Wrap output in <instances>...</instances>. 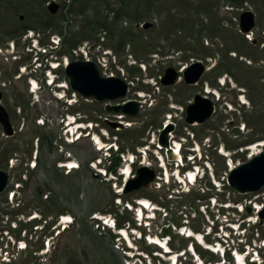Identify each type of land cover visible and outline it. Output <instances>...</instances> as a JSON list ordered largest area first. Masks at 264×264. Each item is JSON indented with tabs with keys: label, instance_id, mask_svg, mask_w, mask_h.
I'll return each instance as SVG.
<instances>
[{
	"label": "rangeland",
	"instance_id": "374dc122",
	"mask_svg": "<svg viewBox=\"0 0 264 264\" xmlns=\"http://www.w3.org/2000/svg\"><path fill=\"white\" fill-rule=\"evenodd\" d=\"M52 1L0 0V36L8 35L10 29L18 26L19 20L36 26V28L33 27L23 32L15 39L7 37L2 42L0 37V46L3 51V55H0V88L4 92L2 102L9 110L17 131L14 138L21 135V138L26 136L29 139L31 130L38 128V119L42 116L54 117L57 119L54 121L55 126L58 129L64 127V123H60L59 118L65 115L68 110L70 112L71 108L68 109V105L64 101L60 102L54 99L53 94H65V98L73 97L70 90L48 88L45 93H40L39 98H35L34 93L30 90V76H20V67L24 66L28 71L33 67L32 63L35 60L34 54L28 49L31 40L27 35L28 32H33L34 37H41L44 43H51V36L54 34L51 31L56 30L55 26L61 24L64 33L71 36L70 34H75L87 24L95 9L105 8V6L88 4V6H74L70 10L69 5L62 7L63 0H55L60 3L61 7L57 14L52 15L48 10V4ZM64 1L69 2V0ZM233 1L167 0V4L163 6H143L147 11L146 16L139 19H125L122 24L117 26V29H114L113 34L107 30H98L96 35L94 34L91 38H86L80 43V46L85 47L89 53V57L97 63L102 74H115L130 83L127 97L114 102H121L124 99H141L139 90L145 91L146 95L142 99L146 100L147 104L140 114L134 119L125 117L122 120L125 124L130 125L129 129L139 128L141 130L143 124L155 116L158 119L157 124H150L144 133H136L132 130L131 133L135 134V137L132 136V138L126 137L128 131L125 128L109 132L111 135L114 133L119 136V146L125 147L124 156L134 153L138 157L136 167L146 159L158 170L159 177L152 185L151 191H154V196L158 197L160 201L166 202L169 207L164 208L165 206L150 200L155 208H150L148 211L143 208V219H137V210H139L138 200H136L137 193L122 194L128 199L135 200L136 205L124 203L118 193L122 192L123 176L114 173L118 178L109 180L102 175L95 174L91 165L100 153L96 151L90 140L82 141L70 148L73 155L82 160L80 169L66 174L65 170L57 165L58 175L55 181L51 182L52 191L48 193L49 199L44 197L48 192L45 190L42 193L44 201L34 203L37 205L35 206L36 211L33 212L44 216L42 222L30 221L31 218L28 214L31 211L29 209L21 212H18L17 209L15 212L11 202L0 203V206H3L5 211L7 210V213L2 214L0 221V228L4 229L0 231V246L5 250L1 252L0 261L6 258L12 259V264H174V258L177 255L178 262L176 264H196L195 257L189 250L191 244L200 245L201 248L205 247L195 237L186 235L192 230L190 228L192 218L196 219L197 224L202 223L206 227V233L212 231L209 239L215 249L238 247L240 251L245 250V246L240 243L241 236L231 225L237 227L249 217L255 221L258 219V215L255 212L248 214L245 210L242 212L241 204H234V200L239 198V195L227 185L226 169L229 167L227 157L221 154V150L222 147L228 150L225 146V139L236 144L247 141L245 145L228 150L231 152L234 164H237L243 162L245 158H248V154L253 152L254 149H251V146L264 142V140L258 139L259 137H254V128L245 121L247 114L254 111L250 97L257 98L264 110V96L259 94L262 88L264 90V48L262 47L264 0ZM14 5L20 6V9L13 11ZM21 6H26V8ZM247 9L255 13L256 27L252 34L244 35L239 31V17ZM45 10L52 16L49 21L52 26L43 31L39 27V23L30 21L27 16L37 17V15L45 13ZM20 15H24V19H20ZM62 17L66 20H62ZM146 21L152 22L153 27L142 28L141 24ZM132 32L137 33L143 39L139 50L135 47L137 38ZM14 33L17 34L16 31ZM55 33L61 35L60 31L56 30ZM251 39H256L257 42L253 45ZM119 41L123 43L124 47L117 51L115 48ZM200 43L207 48L204 49L199 45ZM105 48H110L113 56L108 55L107 58H103L102 50ZM13 50L15 53H11ZM204 50H207V55ZM228 50L232 51L227 54ZM68 55L69 58H73L72 54ZM64 56L58 55L56 61L62 63ZM25 58V63L19 67L16 74H13L19 61ZM192 59H201L205 62L210 60L209 64H214L213 70L207 71L197 86L187 87L183 81L172 88H166L160 84V77L168 64L173 63L177 69H182ZM228 63L231 64L229 71L223 72L216 78L215 86L209 85V79L217 74V68L221 64L228 66ZM142 64L145 65L142 66ZM62 68L60 65L56 70L59 76L58 81L66 80L61 72ZM131 69L136 72L131 73ZM146 77H151L155 85L146 84L144 82ZM224 78L225 85H222L221 81ZM203 81H205L204 84H202ZM206 83L216 93H210V97L216 104V112L211 120L202 125H187L185 118L189 99L197 92L203 93ZM240 95H245L246 104L239 100ZM76 98L79 103L73 106L75 109L73 112L87 115L89 120L99 121L103 126L104 123L97 114L98 110L103 109V103L86 100L79 94ZM22 103L26 106L23 107L25 111L21 109ZM171 104L175 105L174 109ZM156 105L165 113L162 114L163 111L152 113ZM168 114H171L172 120L176 124L174 140L183 143L181 152L183 161L179 166L176 163H167V180L165 170L159 167L158 156L159 153H163L151 141L154 138L157 140L160 124L163 125L166 122ZM103 117L111 120L117 119V116L114 115L103 114ZM194 130L200 135L198 140L196 134L192 139ZM2 131L0 126V137H2ZM14 138L10 140L15 144L17 141ZM186 138L187 142H185ZM156 140L155 142H157ZM145 146H149L146 158L139 150ZM194 147L198 148V151H193ZM263 148L264 146L257 147L259 150ZM57 153L59 154V150ZM185 155L186 158H184ZM121 158L122 165L123 157L121 156ZM182 166H190L188 170L192 171H194V167L199 168V175H204L202 178L198 177L193 184L188 182L184 176L183 181L179 182L175 172ZM16 176L17 174H15ZM19 180L20 178H15L12 181L15 183ZM34 188H37L36 185L29 186L27 189L31 191L30 189ZM28 191L25 193H33ZM188 191L192 194L190 201L192 207L187 203L181 206L182 196L180 194L188 193ZM25 193L20 190L16 195L21 199H26ZM240 196L243 205L254 207L255 203H264V189L259 193ZM230 205L232 207L228 208ZM124 206H127L129 210L124 209ZM63 214L71 217L73 221L60 238L52 239L53 236L50 235L61 228L58 226L55 229V226L58 225L59 218ZM120 214L124 215L123 218L127 220V223L128 218L136 220L134 226L125 228L130 236L129 244L131 246L119 234L118 229L104 226L103 222L96 218L110 215L114 218ZM175 221H181L182 226L176 229L173 226ZM231 221H234L235 224H232ZM250 223V226L248 221L244 223L245 227H249L245 236L251 241L258 240L259 234L260 237H263L264 224ZM44 224L46 226L42 229ZM170 225V233L162 237L164 229H169ZM253 233L254 235H252ZM169 236L172 237V241L178 248L170 249L169 253H165L164 249H161L157 244H148V239L150 241L160 240L162 243L167 240V246H170ZM245 238L243 237V239ZM17 239L22 243L18 244ZM204 241L206 244L209 243L206 238ZM24 243L27 245L26 248L20 249L19 246ZM41 243L44 244L43 249L39 250L37 247ZM48 243L49 247L47 248ZM141 246L144 248L147 246L152 254L140 251ZM230 252V257L225 255L227 264H236L232 251ZM259 253L264 257V248L260 249ZM138 254H142L145 260L139 259ZM204 254V257L198 254L204 264H222L224 261L220 252L205 250ZM28 261L30 262L28 263Z\"/></svg>",
	"mask_w": 264,
	"mask_h": 264
},
{
	"label": "water",
	"instance_id": "95a60500",
	"mask_svg": "<svg viewBox=\"0 0 264 264\" xmlns=\"http://www.w3.org/2000/svg\"><path fill=\"white\" fill-rule=\"evenodd\" d=\"M60 4L52 1L48 9L52 14L58 12ZM24 18L23 15L20 16ZM153 23L146 22L144 28H150ZM255 26V15L252 11L246 10L240 16V27L243 33H249ZM207 66L202 61H195L184 71V80L189 84H196L205 71ZM69 77L70 84L73 90L82 93L85 96H93L99 101L105 99H115L126 96L128 84L117 76H102L94 61L91 60H75L68 64L65 69ZM180 80L179 73L170 64L165 68L161 83L165 86H173ZM2 95L0 93V99ZM144 102L131 100L124 104H107V111L130 113L136 115L139 113ZM214 113V104L211 99L196 94L193 101L188 105L186 121L189 124L195 122L203 123L208 120ZM0 123L7 135L14 134V129L10 122L9 113L6 108L0 103ZM114 127L117 123H112ZM120 125V124H119ZM175 129V123L169 122L166 124L159 134L158 144L167 149L168 159L173 161L178 158L175 150L170 145L171 132ZM157 177L156 170L148 165H141L135 173V176L130 178L124 188V193L148 188ZM10 174L0 169V193L5 190L8 185ZM229 186L238 194H247L259 192L264 188V149L257 155L234 167L227 175ZM249 213L252 212L251 207H247ZM260 223H264V209L259 212ZM264 264V261L261 263Z\"/></svg>",
	"mask_w": 264,
	"mask_h": 264
},
{
	"label": "trees",
	"instance_id": "16d2710c",
	"mask_svg": "<svg viewBox=\"0 0 264 264\" xmlns=\"http://www.w3.org/2000/svg\"><path fill=\"white\" fill-rule=\"evenodd\" d=\"M167 0H69V2L62 1V7H66L69 5L70 10L74 8V6H88L90 4L91 6H105V8H97L95 9V12L91 15L90 19L87 21V24L81 27L79 31H77L75 34L66 35L64 33L62 26L57 25L55 26V29L57 31H60L61 34L64 35V51L69 52L76 46H78L79 43H81L86 38H91L96 35L98 30H107L110 34H113L112 32L114 29H117V26L122 24L125 19H139L140 17L146 16L147 11L144 9L143 6H163L166 3ZM187 1V0H186ZM190 1V0H189ZM238 0H234L233 2H237ZM90 2V3H89ZM22 8H26V6H21ZM17 9H20V6H13V11H17ZM158 10V8H157ZM27 18H29L30 21H35L39 23V27L43 31L48 30L49 27L52 26L49 21H51L52 16L45 10V13L41 15H37V17H33L31 15H28ZM62 20H66V18L62 17ZM181 25L182 23L179 22ZM36 28L35 25H31L30 23H27L26 21H20L17 27L10 29V32H8V35L0 36L2 42L5 41V39L8 37V39H15L17 36L22 35L23 32L27 31L29 28ZM56 30H53L52 32H55ZM17 32L15 34L14 32ZM132 34L136 35V48L139 50L140 44H143L142 37L140 38L139 35L135 32H132ZM112 36V35H111ZM124 47L123 43L119 41L116 46V50L122 49ZM149 47V46H147ZM230 65L227 64H221L217 69V74L215 77L217 78L219 75H221L223 72H228L230 69ZM18 66V64H17ZM16 66V71L17 67ZM250 87H252L250 85ZM261 96H264V90L259 92ZM251 103H253L254 111L251 114H247V117H245V121L248 125L252 126L255 130L253 133L254 137H259L258 139H264V110L262 104L258 101L257 98L250 97ZM150 124H157V119L153 118L152 120L145 123L143 126L144 128L147 127ZM138 132L140 129L137 130ZM199 137V136H198ZM226 141V147L230 149L236 148L239 144H235V142H230L229 140L225 139ZM243 144V143H241ZM119 164V158H116L114 161V164L111 166V169L113 171L116 170V166ZM182 196V200H180V205L183 206L185 203H187L190 207H192L190 201L192 200V194L191 193H182L180 194ZM148 197L161 205H164L166 207H169V205L166 202L160 201V199L156 196H154V191H151L149 189H143L140 192L137 193V197ZM239 195V198L235 199L238 201H241L242 198ZM128 198L125 196L124 200H127ZM7 201V199H3L2 202ZM132 201V200H131ZM37 204H34V201L32 199H29L26 204L22 206V209H29L34 208ZM21 209V210H22ZM128 211V210H127ZM6 213L5 208L0 206V221L2 220V214ZM117 219V225L118 227L125 226L127 220H124L123 216L120 214L119 216L116 215ZM127 218V217H126ZM128 221H130L133 225H135L134 219L128 218ZM177 225H180V221L174 222ZM190 226L193 228L196 232H204L202 228V223L197 224L195 219L192 220ZM171 230V225L168 228L164 229L163 235L169 234ZM0 231H2V228H0ZM170 246L173 250L178 249L174 242L172 241V237H170ZM145 240H143V243ZM43 243L39 246L42 247ZM142 250H145L146 252H152L148 247L145 248L142 247ZM197 250L204 256V251L202 248L197 246ZM145 260V259H144Z\"/></svg>",
	"mask_w": 264,
	"mask_h": 264
},
{
	"label": "flooded vegetation",
	"instance_id": "af4514ba",
	"mask_svg": "<svg viewBox=\"0 0 264 264\" xmlns=\"http://www.w3.org/2000/svg\"><path fill=\"white\" fill-rule=\"evenodd\" d=\"M201 80L197 84H194V85H190L185 82L184 83H185V86L187 87L197 86L201 82ZM213 82L214 80L209 79V85L212 86ZM45 91L46 89L42 87V89L39 91V94L45 93ZM0 93L2 95V100H3L4 92L1 88H0ZM191 99H189V101ZM77 103H79V100L77 101ZM113 103H120V102H113ZM67 108L68 109L71 108L70 113H73V110H75L73 109L72 106H67ZM97 112H98L97 114H99L98 115L99 118L103 122L105 120H111L106 117L104 118L103 114L115 116V114L113 113L110 114L106 111L105 103H103V109L101 111L98 110ZM123 115L124 116L122 118L116 117L117 118L116 120H111V121L123 124L124 121L122 119H124L125 117H130L134 119V117H131L130 113L123 114ZM64 116L65 115H62L60 118H63ZM80 116H82L81 120L85 122L86 124H85V128L83 129V136L80 140L76 142V144L82 141L89 140L91 132L93 131L87 128L88 121H90L88 116L87 115H80ZM10 118H11V115H10ZM55 119L56 118H54V120ZM96 122H99V121H96ZM37 127L38 128H33L31 130V136L29 139L26 136H23L21 138V135L18 136L17 138H14L16 137V134H17L15 126H14L15 134L13 136H7L6 134H4L3 131L1 132L2 137H0V168L8 170L10 172L12 179L20 178V180H22V182L24 183L22 184V192L24 193L26 191H23V189L29 188V186H32V185H36L37 187L36 190L39 194H42L45 190H48V192L51 193L50 192L52 191L51 182L55 181L58 175V170H59V168H57L58 163L62 161H66L68 159L77 158L73 154L71 157H67V155H65L67 148L70 149L75 144L70 146L69 144L65 143V141L63 140L61 131H59V129L56 128L55 123L51 121V119L47 121V124L39 125ZM123 128H125L126 131H128L129 129L128 127H123ZM97 131H99V129H97ZM11 138H14V140L17 142L14 144L12 140H10ZM5 139H8V140H5ZM58 150H59V154L57 153ZM14 155H17L16 160L20 162V168H13V167H10L9 165V160L13 158ZM57 155L58 156L60 155V156L58 157ZM34 159L36 161L35 167L31 168L30 164ZM12 163H14V161ZM15 174H17L16 177H15ZM23 185H25V187H23ZM42 186H44L45 188L42 189L41 188ZM30 190L33 191L32 189ZM31 191H28V192H31ZM49 197L50 195L47 196V199H49Z\"/></svg>",
	"mask_w": 264,
	"mask_h": 264
},
{
	"label": "bare ground",
	"instance_id": "6f19581e",
	"mask_svg": "<svg viewBox=\"0 0 264 264\" xmlns=\"http://www.w3.org/2000/svg\"><path fill=\"white\" fill-rule=\"evenodd\" d=\"M141 98H144V97H142L141 96ZM100 144H102L101 142H99ZM264 144V142H259V143H257L255 146H251L250 148L251 149H254L253 150V152H252V154L254 155V154H256V153H258L259 152V149H257V147L258 146H262ZM178 146H179V142H175V145H174V148H175V151L177 152V148H178ZM159 156L160 157H162L161 156V154L159 153ZM164 160V159H163ZM144 163H147V161L146 160H144L143 161ZM164 162H165V160H164ZM165 164H166V162H165ZM162 165H164V163H162ZM73 166H75V164H73ZM124 173L123 174H125V176L126 177H129V176H131V168H130V166L128 165L127 167H126V169L123 171ZM190 177H193V172H190ZM182 178V177H181ZM188 181V180H187ZM142 202H144V203H148V200L147 199H140ZM67 220V219H66ZM200 235V234H199ZM238 260H239V263H241V264H245V261H244V259H243V256H238Z\"/></svg>",
	"mask_w": 264,
	"mask_h": 264
}]
</instances>
